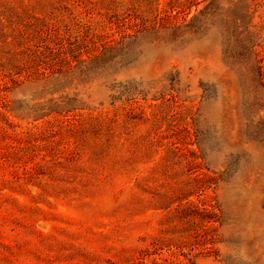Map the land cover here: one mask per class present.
<instances>
[{"label":"rangeland","instance_id":"1","mask_svg":"<svg viewBox=\"0 0 264 264\" xmlns=\"http://www.w3.org/2000/svg\"><path fill=\"white\" fill-rule=\"evenodd\" d=\"M0 264H264V0H0Z\"/></svg>","mask_w":264,"mask_h":264}]
</instances>
